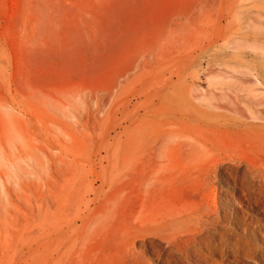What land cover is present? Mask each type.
<instances>
[{"label": "rangeland", "instance_id": "rangeland-1", "mask_svg": "<svg viewBox=\"0 0 264 264\" xmlns=\"http://www.w3.org/2000/svg\"><path fill=\"white\" fill-rule=\"evenodd\" d=\"M260 203L264 0H0V264H198L208 212L264 264Z\"/></svg>", "mask_w": 264, "mask_h": 264}, {"label": "bare ground", "instance_id": "bare-ground-1", "mask_svg": "<svg viewBox=\"0 0 264 264\" xmlns=\"http://www.w3.org/2000/svg\"><path fill=\"white\" fill-rule=\"evenodd\" d=\"M205 190H206V188H205ZM244 190L245 189H243L242 191H244ZM200 195H201V192H200ZM200 195H199V197H200ZM246 198H247V196H246ZM248 200L249 199H247V201ZM258 201H260V199ZM260 207L263 209V211L261 213L264 216V203L263 204L260 203ZM231 210H233V209H231ZM226 218H228V217H226ZM240 224H241V222H240ZM254 224L255 225H248L247 226V230L243 229L241 232L238 231L237 233L239 235H243L244 237H247L250 233H254V232L258 231V230H261L263 235H264V219H263L262 222L255 221ZM237 226H238V224H237ZM227 230H228V228H227L226 225L221 223L218 219L212 217L209 214V212H208L207 215H205V219L201 220V221H198L197 222V226H195L193 228V230L190 231L189 228H188V225H185L183 227L182 237H183V239H185V241L186 240H190L191 241V244H192L191 249L193 250L194 258H195L196 262H198V264H215L217 257L224 258V257H227L232 252L239 253L238 246L236 244H233L232 242H230L228 239L225 238L224 233ZM260 236H261V234H260ZM248 245H249V243H248ZM254 251H256V250H254ZM251 252H253V250H251ZM190 254H191V252H190ZM183 256H184V258H188V256H189L188 250L184 252ZM234 260H236V259H234Z\"/></svg>", "mask_w": 264, "mask_h": 264}]
</instances>
